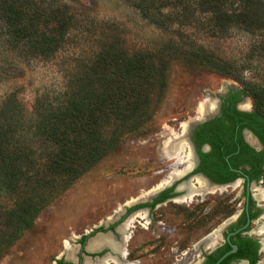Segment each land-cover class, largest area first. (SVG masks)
<instances>
[{
	"label": "trees",
	"instance_id": "obj_1",
	"mask_svg": "<svg viewBox=\"0 0 264 264\" xmlns=\"http://www.w3.org/2000/svg\"><path fill=\"white\" fill-rule=\"evenodd\" d=\"M124 1L161 30L155 47L133 49L119 34L102 31L95 52L73 70L59 98L39 97L28 113L13 93L0 106V194L12 199L0 207V255L126 138L155 129L172 63L233 78L264 122V87L245 83L246 65L216 55L199 37L245 29L257 35L254 52L264 57V0ZM39 2L0 0V21L13 49L54 57L72 33L92 29L70 5L43 8Z\"/></svg>",
	"mask_w": 264,
	"mask_h": 264
},
{
	"label": "rangeland",
	"instance_id": "obj_2",
	"mask_svg": "<svg viewBox=\"0 0 264 264\" xmlns=\"http://www.w3.org/2000/svg\"><path fill=\"white\" fill-rule=\"evenodd\" d=\"M35 1H41L43 8L53 2L70 5L72 12L85 20V25L91 24L92 29L72 33L54 57L44 58L25 49H13L0 21V106L13 93L28 113L33 111L39 97L59 98L73 70L95 52V38L102 31L119 34L133 49L153 48L164 36L124 0ZM206 35L202 33L199 37L209 50L246 65L241 75L245 83L264 87V57L254 52L257 35L237 28L230 29L229 34L221 38ZM234 84L239 83L233 78L172 63L168 88L154 117L155 129L143 136L126 138L118 149L53 201L33 227L0 255V264H57L56 258L63 257L64 247L67 249L70 243L75 245L95 226L108 222L131 197L151 190L166 178L173 160L163 158V143L170 133H178L182 124L196 117L200 104L206 106V100L216 98L219 92ZM237 191L238 188H228L223 195H213L210 204L199 206L195 215L193 204H166L161 208V227L133 229L134 256L140 264H185L181 253L191 248L211 226L200 218L213 210L208 217L213 218L211 227L216 226L223 219L216 218L217 200L228 198L229 205L239 209ZM10 199L0 194V207L11 205ZM68 250H72L71 247Z\"/></svg>",
	"mask_w": 264,
	"mask_h": 264
},
{
	"label": "flooded vegetation",
	"instance_id": "obj_3",
	"mask_svg": "<svg viewBox=\"0 0 264 264\" xmlns=\"http://www.w3.org/2000/svg\"><path fill=\"white\" fill-rule=\"evenodd\" d=\"M210 98L205 101L208 112L203 117L197 113L195 119L213 117L192 130L190 145L183 138L177 140L183 127L178 133L172 132L174 141L185 145L174 154L180 159L166 158L162 149L163 158L173 160L165 179L177 172L170 182L154 191L163 179L151 190L131 197L108 222L95 226L75 245L70 243L72 250L64 247L57 264H140L131 244L134 228L161 227V208L172 202L193 204L195 215L199 206L209 205L213 195H223L228 188H238L239 209L230 206L228 198L218 199L216 218L223 219L211 227L213 218L208 216L213 210L200 218L211 226L181 253L183 260L185 264H264V122L257 117L252 97L240 84L228 86L216 98ZM171 138L169 135L165 142ZM204 183L207 188L200 190ZM182 185L187 188L181 189ZM190 191L193 196L187 198ZM100 236L110 238L121 251L110 247L90 251V242Z\"/></svg>",
	"mask_w": 264,
	"mask_h": 264
},
{
	"label": "bare ground",
	"instance_id": "obj_4",
	"mask_svg": "<svg viewBox=\"0 0 264 264\" xmlns=\"http://www.w3.org/2000/svg\"><path fill=\"white\" fill-rule=\"evenodd\" d=\"M212 109L214 108V105L212 104L211 105ZM208 111L206 110V106L204 104H200V108H199V116H204ZM182 127L185 129L186 125L183 124ZM172 134V135H171ZM170 136L172 137L170 140H167L165 143H164V153L166 155V158L167 157H171L173 156L175 153H179L181 150H183V147L185 146L184 143L183 144H179L177 141H174L175 138H173V133L171 132L170 133ZM184 145V146H183ZM180 155V154H179ZM176 158H179V156L177 155ZM180 159V158H179ZM184 159V158H183ZM190 161V160H189ZM177 172L175 171L174 174H176ZM180 173V172H179ZM174 174H172L170 177H168L167 179H165L159 186H157L154 191L160 189V187H163L164 185L168 184L170 181V178L171 177H174ZM202 182V180L200 181ZM203 188H200V190H204L207 188V185L206 183L203 184ZM181 189L183 188H187L186 185H182L180 187ZM188 190V189H187ZM214 191V189H211ZM193 196V193L192 191H190V193H188L187 195V198L189 197H192ZM127 228V227H126ZM103 247H110L112 248L114 251H121V247L118 246V245H115L112 243V240L108 237H97L95 239H93L90 244H89V250L90 251H96V250H99ZM70 246L67 245V249H69ZM105 261H108L107 259ZM85 264H90L89 261H87Z\"/></svg>",
	"mask_w": 264,
	"mask_h": 264
},
{
	"label": "water",
	"instance_id": "obj_5",
	"mask_svg": "<svg viewBox=\"0 0 264 264\" xmlns=\"http://www.w3.org/2000/svg\"><path fill=\"white\" fill-rule=\"evenodd\" d=\"M210 117H213V116H209V117H207V118H205V119H203V120H196L195 118V120L194 119H192V120H190V121H188L187 122V126L185 127V129L183 128L182 129V135L181 136H179L178 138H177V140H182V138L185 140V142H187L188 144L190 143V139L188 138V136L190 135V133L192 132V130L199 124V123H202V122H205L206 120H209L210 119ZM190 145V144H189ZM181 152V151H180ZM176 155H173L172 157H170L169 159H173L174 157H175ZM236 248L234 247V250H235Z\"/></svg>",
	"mask_w": 264,
	"mask_h": 264
}]
</instances>
